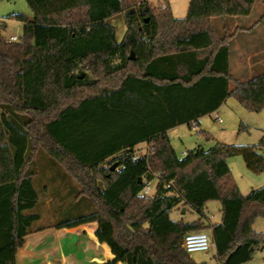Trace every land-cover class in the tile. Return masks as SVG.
Listing matches in <instances>:
<instances>
[{
  "label": "trees",
  "instance_id": "obj_1",
  "mask_svg": "<svg viewBox=\"0 0 264 264\" xmlns=\"http://www.w3.org/2000/svg\"><path fill=\"white\" fill-rule=\"evenodd\" d=\"M26 1L33 18L10 15L22 23L21 38L0 36V264H17L30 233L91 222L114 254L105 264H210L182 246L203 229L213 235L216 264L252 260L264 244L253 227L264 217V186L243 194L228 159L242 155L249 169L264 172V134L255 144L218 141L180 157L167 132L193 127L231 96L264 110V72L235 78L227 36L216 26L219 18L248 16L258 0H190L185 17L166 4L161 21L151 0L137 7ZM118 15L126 25L121 39ZM118 139L127 142L112 144ZM144 141L152 148L137 157ZM67 175L78 184L73 193ZM153 179V193L141 196ZM80 201L88 211L72 214ZM210 201L221 205L219 223L171 217L180 203L206 215ZM47 212L54 215L48 225L41 223Z\"/></svg>",
  "mask_w": 264,
  "mask_h": 264
},
{
  "label": "rangeland",
  "instance_id": "obj_2",
  "mask_svg": "<svg viewBox=\"0 0 264 264\" xmlns=\"http://www.w3.org/2000/svg\"><path fill=\"white\" fill-rule=\"evenodd\" d=\"M141 0H130L133 7H137ZM190 0H152L150 4L153 8L154 15L159 21L162 20V11L166 8V4L170 7L171 12L175 17H185L188 12ZM165 6V7H164ZM13 13H22L29 18H33L34 14L26 0H0V36L5 39H9L11 36H22V23L16 18L10 16ZM261 14L264 17V0H258L255 4L254 10L251 14L253 20L258 19ZM250 21V19H249ZM113 22L118 27V38L121 39L126 30L125 20L122 15H118L113 19ZM250 23V22H249ZM259 31L264 34V25L260 27ZM264 110L260 112H254L246 109L235 97L231 96L228 102L220 110L219 114L208 115L203 117L200 121L199 127H189L188 125H183L178 129L171 131L170 135L172 137L171 144L176 150L177 154L182 157L190 149H193L199 145L203 146L205 149L210 148L216 142H223L226 144H255L258 143L264 134ZM221 118L222 121L219 120ZM244 125L246 128H241ZM203 130L209 135L207 138L205 134L201 133ZM145 146V145H143ZM144 148V149H142ZM140 150L145 152V147ZM264 154V151H262ZM232 175L237 182L241 192L243 194H248L252 188H260L264 186V172L256 173L248 168L244 157L242 155H237L230 157L228 159ZM69 179L67 192L73 193V190L78 187L77 182L70 176H66ZM61 181V180H59ZM153 189L151 193H153ZM65 192L64 190L62 191ZM77 201L70 200L69 205L76 204ZM217 201H210L208 204L209 210L216 213ZM57 204H61L57 201ZM48 205V204H47ZM44 212H46L47 206L43 207ZM186 212L183 213V209ZM88 208L86 205L82 204V201L78 203V206L73 209L74 215L80 213H85ZM206 209V215L200 214L191 206H183L180 203L171 212V217L174 220H179L183 218L185 221H195L201 219L203 225H210L211 222H217L218 220L212 219V215ZM217 215H215V218ZM53 213H45L44 218L41 223L51 224L53 222ZM211 218V219H209ZM254 229L258 232H264V217L258 218L254 225ZM202 232H211L210 230L203 229ZM57 229H49L44 232L37 234L34 237H39L40 235H45V240L48 241L49 245H53V250L55 253H65L67 254L68 262L67 264H84V260H80V253H78L80 246L78 244L66 243V237L57 233ZM64 232V231H63ZM62 234V232H61ZM64 234V233H63ZM33 236L29 239L34 238ZM46 245V244H45ZM90 245V243H89ZM91 247V246H90ZM216 252L215 248H212L208 252H194L192 256L198 261H207L210 264H216V259L214 254ZM56 256L55 264H62V255ZM55 258V257H54ZM45 261V260H44ZM26 264V263H25ZM246 264H264V244L257 248L253 254L252 260L246 262Z\"/></svg>",
  "mask_w": 264,
  "mask_h": 264
},
{
  "label": "crops",
  "instance_id": "obj_3",
  "mask_svg": "<svg viewBox=\"0 0 264 264\" xmlns=\"http://www.w3.org/2000/svg\"><path fill=\"white\" fill-rule=\"evenodd\" d=\"M252 12L248 16H235V17H227L224 19L219 18L216 20V26L220 34L227 36L226 41L230 48V54H229L230 73L235 78L240 79L242 81L249 80L254 75L264 72V34L261 31H259L260 27L264 25V17H263V14H261V16L258 19L253 20L251 18ZM233 87H234V84L230 82V89H232ZM229 98L230 97H228L222 103V105L218 108V110L208 115L214 114L217 116L220 110L223 108V106L228 102ZM133 102H135L134 103L135 107H137L138 105L140 106L142 104V101H139V100L133 101ZM208 115H205V116H208ZM203 117H201L199 121H194L193 127L195 128L199 127V125L201 124L200 120ZM219 120L222 121L221 118H219ZM160 124H161L160 116H158V120H157L158 127L160 126ZM183 125H187V124L178 125L168 130L167 133L170 136L171 140H172V137L170 135L171 131L178 129ZM131 140L132 138H130L129 141ZM123 142H127V141L125 139H118L116 140V142H113L112 144L117 145V144L122 143L123 145L125 144ZM152 145L153 144L149 143V141L140 142L134 148L135 155L138 157V156H143V155L148 154L152 148ZM142 147H145L146 149L145 152H142L140 150ZM156 182H157V179H153L152 181L149 182L151 190L152 189L154 190ZM51 200L52 198L47 200L48 205L50 204ZM208 204L209 202L206 204V209L212 215V219L214 218L218 220L217 222H211V224L221 222L222 210H221L220 203L219 202L217 203L218 211L216 209V213L214 214L211 210H209ZM184 211L186 212L185 208L183 209L182 212L185 213ZM215 215H217L216 216L217 218H215ZM97 228H98V223L91 222L88 224H82V225L72 227V228L58 229L55 227H49L44 230L30 233L29 235L26 236L25 245L19 250L17 254V264H25V263L26 264H55L56 262L55 255H58V256L62 255V258H63L61 261L62 264H67L68 262L67 254L65 253L59 254L58 252L55 253L53 250V245L52 244L49 245L48 241L46 240L44 242V239L46 238L45 237L46 234L40 235L39 237H34L37 234L44 232L46 230H49V229H57L58 231L57 233H59L62 236H67L66 243H68L69 246L70 244L71 245L78 244L80 246V249L78 251V253H80L81 255L80 260L83 259L84 264H105L106 262L114 258V254L112 253L110 247L106 243H101L98 240L97 236L95 235ZM32 236L34 238L29 239ZM117 264H126V263L118 262Z\"/></svg>",
  "mask_w": 264,
  "mask_h": 264
},
{
  "label": "built area",
  "instance_id": "obj_4",
  "mask_svg": "<svg viewBox=\"0 0 264 264\" xmlns=\"http://www.w3.org/2000/svg\"><path fill=\"white\" fill-rule=\"evenodd\" d=\"M18 39L19 37L14 35L9 40L16 41ZM150 193L151 187L148 184L141 192V196L149 195ZM182 246L190 254L194 252H208L212 248H215V241L211 232H190L184 237Z\"/></svg>",
  "mask_w": 264,
  "mask_h": 264
},
{
  "label": "water",
  "instance_id": "obj_5",
  "mask_svg": "<svg viewBox=\"0 0 264 264\" xmlns=\"http://www.w3.org/2000/svg\"><path fill=\"white\" fill-rule=\"evenodd\" d=\"M147 21H148V19H147ZM130 58H131V59L134 58V53H133V51H132V53H131ZM82 76H83V75H82ZM117 167H118V163L115 162V163H113V165L111 166L110 170H111V171H114L115 169H117Z\"/></svg>",
  "mask_w": 264,
  "mask_h": 264
}]
</instances>
